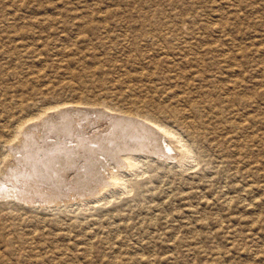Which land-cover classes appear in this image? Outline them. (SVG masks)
<instances>
[{
	"label": "rangeland",
	"instance_id": "obj_1",
	"mask_svg": "<svg viewBox=\"0 0 264 264\" xmlns=\"http://www.w3.org/2000/svg\"><path fill=\"white\" fill-rule=\"evenodd\" d=\"M183 96L206 104L189 113ZM146 103L163 120L193 114L197 159L149 158L126 188L91 201L65 186L57 205L37 195L38 157H5L22 119L50 145ZM0 142V264H264V0H0Z\"/></svg>",
	"mask_w": 264,
	"mask_h": 264
},
{
	"label": "bare ground",
	"instance_id": "obj_2",
	"mask_svg": "<svg viewBox=\"0 0 264 264\" xmlns=\"http://www.w3.org/2000/svg\"><path fill=\"white\" fill-rule=\"evenodd\" d=\"M144 37L157 38L158 36L157 35L152 36V35L144 34L142 32L140 34V38L144 39ZM130 88H131L130 90L133 91L134 87L130 86ZM183 98H186V97H184V96L181 97V99H183ZM186 99H184L183 101H186L185 102L186 107L188 108L187 112H189V113H192L191 111H193V110H198L199 108H201V105L204 106L206 104L205 100L200 99L201 101L196 102L190 98H186ZM230 99H232V101L237 103V104L239 102H246L247 101L246 98H243V97L238 98L236 95L233 98H230V96H227V100H230ZM133 102H134V105L141 103V101L139 99H137V100L134 99ZM209 102H211V104H210L211 109H214L216 106V103L218 101L213 100V98H211ZM141 105H143V104H141ZM147 105H150V104L146 103V105H145V108L147 107L146 110L144 108L141 111H139V110L142 109V107L138 111H135L136 109L131 110V109H127V108L126 109L112 110L113 112H116L117 115H111L110 116L107 114L109 117L108 121L102 122V121H105L104 118L102 121H100V122H102L100 124L101 127L103 126V128L101 130L99 129V130L95 131L94 133L87 134V135H85V134L82 136L78 135L79 137H77V138L75 136L76 133L75 134L73 133V135L75 137H73V136L69 137V135H66L68 133L67 132L65 135H66V138H67V136L69 138L66 139L65 137L60 138L59 136H54L57 139V141L55 140L56 141L55 142L53 140L54 142L51 143L50 145L48 143L42 141L43 145L40 144L38 146V144L36 143L37 141L34 140V137L28 135L27 133H25L23 131L24 125L27 121H24L22 119L17 123L18 125L16 124L17 127L15 128V131H13L11 135H9V137L11 136V138L7 139L5 142L2 141L8 145L11 142L14 143L13 141L18 140V143L16 142L13 147H10L11 144H10V146H8V152L6 153L5 157H6V159L7 158L9 159L10 157L12 158L13 155H15L14 153H18V152L20 153L21 152L20 159L18 158V159L14 160L12 158L13 162L15 164H17L23 158L27 159V157L28 158L31 157L32 159L35 157H38L40 159V162L42 164H44V166L46 168L45 173H44L45 175L42 172L41 173H42V175H44L46 181L49 180V182H47V183H50L49 186H53V187H49V186L47 187V183H46V188L43 189L42 182H40V180L38 181V183L40 182L41 184H39V187L36 186V187H38L37 195H38V197L41 196L42 198H44V199H42V201L45 203H50V204L56 203L57 205L60 204L59 202L62 201L61 200L62 195L65 194L64 193V187L65 186L70 187V185L73 186L74 189H76V191L79 190L78 191L79 194L78 193H77V195L75 194L77 196V198L74 197L75 196L74 194L69 193L70 195L71 194L74 195L73 198H75L77 200H79L81 198H83V199H86V198L89 199L90 198L91 201L92 200L100 201V200H102V198L106 197V195L108 193H110L111 191H113L115 188H117V187L126 188L127 182L128 183L130 182L129 178L131 177V175H134L137 173V171L140 169V165L141 166L146 165L145 161H147L149 158H152V160H153V158L165 160V161L171 160V159L174 160L172 158V156H170L171 153H174L175 155L173 154L174 155L173 157L177 158V162L181 166H185L186 164L188 165V162L190 160L197 159V157L199 156L197 149L196 148L194 149L193 141L196 142L197 144H199L200 139H196L198 137H194L192 132H191L192 129L194 130L193 125H194L196 120H193L194 122L189 121L190 117L193 114H191L190 117H186L183 115L180 116V114L177 112H170V116L168 117V120H163L159 116L160 109L157 108V106H153L152 108H149L150 106L148 107ZM138 106H139V104H138ZM55 109H56V107H55ZM58 109H56L57 112H58ZM68 110L69 109L60 110L59 113L56 114L57 117L59 116L62 118L63 115H65L64 113L67 112ZM77 110L80 111L79 109H77ZM40 113H38L39 114L38 116H36V115L35 116H36V118L38 117V118H41L43 120V118H44L43 116L47 115V114H46V112L44 114H42V112H40ZM71 113H73V112H71ZM53 114L51 116H53ZM67 114H69V113L67 112ZM75 114H77V112ZM103 114L106 115L105 112ZM184 115H185V113H184ZM66 117H65V119H67ZM32 118H35V117H32ZM49 118L48 117L44 118V121L47 122L49 120ZM250 118L251 117L247 116L246 125L250 124V122H251ZM35 120H37V119H35ZM56 120L61 121V119H56ZM44 121H43V123H44ZM67 121L63 120V121H61V123L63 122V124H64ZM38 122L40 123V121H38ZM49 124H55V123H51V121H50ZM178 124L180 127H182L183 130H185L184 138L180 135V133H178V131L174 127ZM45 125H46V123H45ZM48 125H46L47 128L50 127V126L48 127ZM55 125H57V127L59 126V124H55ZM98 125H99V123H98ZM37 126H39L38 123H37ZM37 126H36V128H37ZM60 126L62 127V124ZM65 126H67V125H64V128H66ZM68 126H69V124H68ZM42 127H43V125H42ZM61 129H63V127ZM25 131H27V129ZM56 131L53 130V132H56ZM62 131H64V130H62ZM72 131L73 130H71V131L69 130V133H72ZM93 131H90V132H93ZM58 132H60V131H58ZM58 132H57V134H58ZM73 132H75V131H73ZM54 134L56 135V133H54ZM58 139H60L61 141H59ZM174 144H177L180 147H174ZM38 150H40L41 152L40 151L38 152ZM80 150H82V153L79 152ZM11 151H14V152L11 153ZM176 151H178V152H176ZM37 152L41 153V154H36ZM81 154H82V156H81ZM99 154L103 155L104 160H101L98 158ZM28 155H30V156H28ZM79 155H80V157H84L83 159L86 160L84 166L82 165L84 167V172H81L79 174V176H77V178L74 180H69V179L66 180L65 174H67L66 172H67L68 168L71 167L72 164L75 165V163H76L75 161L79 162L78 161V160H80V159H78ZM103 157H102V159H103ZM6 159L4 160L3 163L0 164V165H4L3 167H5L9 163V160L6 161ZM29 160L30 159H28V161H25V162L21 161V162L24 164L27 162L29 164ZM34 161H36V160H34ZM20 163H18V164H20ZM79 163H81V162H79ZM83 163H84V161H83ZM15 164L13 165V167L15 166ZM30 165L31 164H29V167H30ZM34 166L36 167L35 164H34ZM35 167H31V168L34 169ZM38 167H40V166H38ZM14 168L16 169V166ZM14 168H11L10 171L13 172ZM31 168H29V169L32 171ZM77 168L78 167H76V169ZM3 169L5 171H7L5 168H3ZM3 169L0 168V173L3 171ZM76 169H74L73 172H76ZM79 170H80V168H79ZM79 170L77 169L78 173H79ZM33 171H35V170H33ZM37 171H39V170L37 169ZM40 171H42V170L40 169ZM14 172H15V170H14ZM103 172L105 174H102ZM41 173H40V175H41ZM5 174H7V173H5ZM13 174H12V176H13ZM71 174H72V172H71ZM14 175H16V174H14ZM36 175H37V173H36ZM69 176H71V175H69ZM69 176H68V178H69ZM40 177H43V176H40ZM30 181H31V178H30ZM30 181L28 183H30ZM43 185H44V183H43ZM30 186H31V184H30ZM22 187H24V186L22 185ZM28 187H29V185H28ZM72 188H69V189L67 188V189L69 191L74 192ZM30 190L32 192L33 187ZM68 190H67V192H68ZM41 191H46V193L42 192L43 194H40L39 192H41ZM65 192H66V190H65ZM14 194H15L14 198H16L17 200H19L21 202L28 203V204L29 203L32 204V202H33V200L30 198V197H33V194L31 193L32 195H30V191H22L21 190V191H16ZM34 197L37 198V196H35V195H34ZM64 198H65V196H64ZM73 198H71L70 200L73 201ZM12 199H13V197H12ZM88 199L84 200V201L82 200L83 203L84 202L87 203ZM95 201H94V203H95ZM43 202H41V203L44 204ZM46 206H48V205H46ZM0 256H1V254H0ZM2 257L3 256H1L0 258H2ZM2 261H3V259H2Z\"/></svg>",
	"mask_w": 264,
	"mask_h": 264
}]
</instances>
